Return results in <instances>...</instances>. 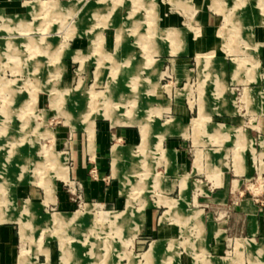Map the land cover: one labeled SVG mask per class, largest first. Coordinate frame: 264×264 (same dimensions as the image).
Returning a JSON list of instances; mask_svg holds the SVG:
<instances>
[{"label": "rangeland", "instance_id": "1", "mask_svg": "<svg viewBox=\"0 0 264 264\" xmlns=\"http://www.w3.org/2000/svg\"><path fill=\"white\" fill-rule=\"evenodd\" d=\"M16 1L14 10L0 11V217L11 221L7 224L14 233L7 241L14 259L0 264H48L49 250L52 264H57V254L59 264H144L146 256L151 260L155 252V242L150 240L156 235L142 228L155 193L152 173H160L161 159L168 161V150L161 148L167 140L162 138L178 125L173 118L166 120L172 114L165 107L168 100L191 101L189 117H196L198 106H204L199 108V118L190 123L195 132L214 121L226 124L219 128L230 133L238 126L235 134L255 136L251 147L260 137L264 139L260 51L239 41L240 29L231 25L234 12L249 7L257 19L264 20V0L263 12L253 5L257 0H249L245 6L243 0H237L240 6H234L235 0H226V11H233L226 19L223 14L214 32L220 39L217 54L223 56L224 65L213 48L196 50L195 57L168 54L184 51V47L176 43L177 28L158 24L156 2ZM249 28L241 29L244 38L251 36ZM189 29L193 36L200 35V29ZM182 62L192 72L187 80L176 78V64ZM115 90L116 95L112 94ZM110 94L116 98L112 103L107 101ZM124 127L135 130L132 150L140 158L128 157L118 145L110 148L113 176L119 175L121 160L130 159L123 175L114 178L122 200L111 206L80 199L78 190L72 189L64 191L73 197L70 204L54 203L62 183L68 182V170L85 135L92 151L94 130L113 133ZM213 132L219 135V129ZM199 133L203 137L200 144L209 146L212 141ZM236 141L232 134L223 144L237 145ZM186 142L188 156L195 157L197 144ZM114 146L123 153L116 172ZM260 149L262 171L264 140ZM252 165L256 167L255 158ZM194 178L204 179L202 174ZM251 181L253 177L248 178ZM138 184L142 190H133ZM258 185V180L249 183L248 190L259 199L262 187ZM160 202L176 211L174 200ZM175 214L181 216L179 210Z\"/></svg>", "mask_w": 264, "mask_h": 264}, {"label": "crops", "instance_id": "2", "mask_svg": "<svg viewBox=\"0 0 264 264\" xmlns=\"http://www.w3.org/2000/svg\"><path fill=\"white\" fill-rule=\"evenodd\" d=\"M136 1L148 2L150 5L156 2L158 24L161 27L177 28L176 30L171 29L177 32L176 43L183 46L184 51L167 52L179 56L189 54L194 56L196 50L206 51L211 48L217 54L220 39L215 36L214 32L219 29L223 14L225 13L224 18L226 19L228 13L233 11L232 9L226 11V0ZM243 1L245 3L242 6H245L249 0ZM16 3H18L16 0H0V11L14 10ZM254 4L260 6L263 12V0H257ZM236 5H238L237 0L234 6ZM251 9L249 7L239 13L234 12V23L231 25L240 29L239 41L260 51V62L258 63L262 67L261 64L264 65V47H262L264 45V20L257 19ZM243 27H251L250 39L244 38L246 35L244 36L245 33L241 30ZM178 28L183 30L185 35ZM189 28L200 29V35L193 36ZM161 47H163L162 44ZM77 49L80 48L70 50ZM217 55L223 62V56ZM229 68L232 72V66ZM176 70V78L187 80L192 76V72L184 62L176 64ZM261 73L263 74L264 70L259 72ZM165 85L167 84H163ZM202 106H198L196 117H189L191 101L169 99L165 104V107H168L167 112L172 113L166 120L173 118L178 125L172 129L170 134L162 138L167 140V144L161 145V148L168 150V161L161 159L163 168L160 173H152L153 186L151 187L155 193L144 215L147 218L142 228L145 232L156 235V238L150 240L151 243L155 242V252L152 253L151 260L144 255L146 256L144 264L157 261H162L164 264H264V202H262L264 201L262 200L264 198V176H261L264 174V156L262 157V171L258 160L261 150L260 142L264 139L260 140V137L257 145L251 147L249 144L252 145L251 141L255 136L251 134L242 136L237 132L236 137L235 132L238 126H235L236 128L230 133L229 130L219 128L221 125L225 127L226 124L214 121H210L209 124L200 127L202 130L195 132L190 123L193 119L199 118V108ZM203 113L208 115L207 110ZM182 127L185 128V133ZM214 129H219V135H214ZM199 132H204L205 138L212 141L209 146L200 144L203 142V137ZM232 134L239 147L236 144H223V141L225 142ZM135 137V130L128 127L118 128L113 133L105 129L95 133L94 130L93 147L92 151H89L85 135L82 145H79L75 151L68 170V182L62 183L63 190L56 196L54 203L67 206L73 197L64 191L70 193L72 189H77L80 199H94L102 204L116 206L122 200V193H120L118 184L114 183V178L121 177L123 170L128 169L130 163L128 157L135 156L138 160L140 158L132 150ZM112 138L115 141L111 142ZM186 139L190 140V143L197 144V147L194 145L193 149L195 157L188 156L189 149ZM140 144L141 137L137 147ZM113 145L120 146L128 155L121 160L120 172L117 176H113L111 172L110 148ZM154 145L151 144L152 147ZM254 158L256 167L252 165ZM91 167L96 169L94 177L90 173ZM197 174H202L204 179L194 178ZM249 177H253V181L248 182ZM257 180L258 186L262 187L259 199L256 197L257 193L248 190V184L256 183ZM260 181L262 183H259ZM135 187L141 189V184L134 185L132 189L134 190ZM26 199L29 198L24 200ZM44 199L45 195L40 202ZM161 199L174 200L175 209L179 210L181 216H177L176 211L172 212L167 203L160 202ZM192 215L196 218L190 219L189 216ZM8 222L11 221L0 222V262L14 259L12 251L7 249V246H10L7 241L14 237L12 226L8 225ZM150 241L148 249L151 245ZM170 241L175 244L173 248L170 246ZM146 249L145 252L148 251ZM51 257L52 252L49 250L48 264H52ZM57 264H59L58 254Z\"/></svg>", "mask_w": 264, "mask_h": 264}, {"label": "bare ground", "instance_id": "3", "mask_svg": "<svg viewBox=\"0 0 264 264\" xmlns=\"http://www.w3.org/2000/svg\"><path fill=\"white\" fill-rule=\"evenodd\" d=\"M112 94L116 95L117 94L116 90ZM108 100H109V102L112 103L116 100V98L110 94L109 97L107 98V101ZM89 144H90V147H92V141H91L90 137H89ZM112 151H113V166H114V171L116 172L117 171V165H118L120 157L123 155V153H122L121 149L118 148L117 146H114ZM0 219H1V217H0ZM10 219H12V218H8V220H10ZM4 220L5 219H1L0 221H4ZM22 236L24 237V233L22 234Z\"/></svg>", "mask_w": 264, "mask_h": 264}, {"label": "built area", "instance_id": "4", "mask_svg": "<svg viewBox=\"0 0 264 264\" xmlns=\"http://www.w3.org/2000/svg\"><path fill=\"white\" fill-rule=\"evenodd\" d=\"M93 172H94V174H95V169H93Z\"/></svg>", "mask_w": 264, "mask_h": 264}]
</instances>
